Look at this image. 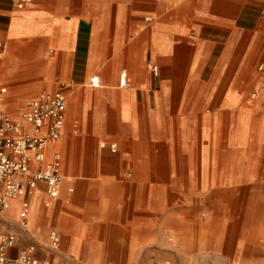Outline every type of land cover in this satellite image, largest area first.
<instances>
[{"label": "crops", "instance_id": "crops-1", "mask_svg": "<svg viewBox=\"0 0 264 264\" xmlns=\"http://www.w3.org/2000/svg\"><path fill=\"white\" fill-rule=\"evenodd\" d=\"M0 42V80L67 94L32 166L60 152L59 194L0 216L9 256L264 264V0H0Z\"/></svg>", "mask_w": 264, "mask_h": 264}, {"label": "built area", "instance_id": "built-area-1", "mask_svg": "<svg viewBox=\"0 0 264 264\" xmlns=\"http://www.w3.org/2000/svg\"><path fill=\"white\" fill-rule=\"evenodd\" d=\"M16 8L22 9L29 0H12ZM148 20V18H147ZM2 44L0 42V52ZM154 76L158 74L156 65L150 66ZM124 83V80L122 81ZM94 86L97 78H91ZM7 87L0 86V216L4 215L15 200H19V226L27 227L30 203L26 196L31 195L40 183L50 198L58 196L63 181L62 156L54 151L51 160L44 168L33 165L46 161V147L60 141L65 122L67 94L63 90L42 92L26 101L18 116L9 114L4 106ZM107 147L106 142L100 143ZM115 151L117 144L108 145ZM50 247L57 248L60 240L55 231H51ZM16 235L3 231L0 227V264H52L48 260L35 256V247L29 245L16 256H9L8 251L14 247Z\"/></svg>", "mask_w": 264, "mask_h": 264}, {"label": "rangeland", "instance_id": "rangeland-1", "mask_svg": "<svg viewBox=\"0 0 264 264\" xmlns=\"http://www.w3.org/2000/svg\"><path fill=\"white\" fill-rule=\"evenodd\" d=\"M0 86L7 87L6 103L4 108L9 114L15 117L18 116L19 113L22 111L28 99L33 98L42 92V90H33L32 88H26L23 90L17 87L15 84H8L7 82L2 80H0ZM102 141L103 140H100L99 143ZM30 228H31V222L28 229Z\"/></svg>", "mask_w": 264, "mask_h": 264}, {"label": "bare ground", "instance_id": "bare-ground-1", "mask_svg": "<svg viewBox=\"0 0 264 264\" xmlns=\"http://www.w3.org/2000/svg\"><path fill=\"white\" fill-rule=\"evenodd\" d=\"M27 227H28V223H27ZM27 227H26V228H27Z\"/></svg>", "mask_w": 264, "mask_h": 264}]
</instances>
